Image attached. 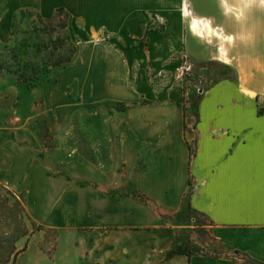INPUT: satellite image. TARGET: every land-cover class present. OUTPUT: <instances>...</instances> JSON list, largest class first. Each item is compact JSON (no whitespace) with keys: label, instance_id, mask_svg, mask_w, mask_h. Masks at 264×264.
<instances>
[{"label":"crops","instance_id":"obj_1","mask_svg":"<svg viewBox=\"0 0 264 264\" xmlns=\"http://www.w3.org/2000/svg\"><path fill=\"white\" fill-rule=\"evenodd\" d=\"M15 3L43 14L63 7L88 36V56L68 72L80 87L82 108L103 113L107 121L111 162L105 166L88 159L73 162L55 137L38 158L40 144L18 145L15 139L31 138L29 130L0 129V181L14 190L25 188L27 210L38 223L67 230L59 263L264 264V110L259 109L264 79L243 83L239 68L236 78L206 83L196 106L197 95L186 97L192 105L184 107L169 94L152 98L157 95L128 79V71L110 55L131 52L128 44L148 33L149 14L172 17L164 27L167 44L180 42L190 16L211 19L188 0ZM100 33L117 40V46L111 50L94 42ZM248 69L249 63L245 75ZM52 95L49 103L57 104L56 92ZM65 97L49 113L54 136L57 123L71 124L73 102ZM200 231L205 245L224 253L167 256L184 242L199 243Z\"/></svg>","mask_w":264,"mask_h":264},{"label":"rangeland","instance_id":"obj_2","mask_svg":"<svg viewBox=\"0 0 264 264\" xmlns=\"http://www.w3.org/2000/svg\"><path fill=\"white\" fill-rule=\"evenodd\" d=\"M15 2L0 0V129L16 131V134L29 130L31 138L15 139H18V145L30 142L37 148L40 144L42 149L36 150L35 154L38 158L42 157L45 148L54 144L55 137L65 157L73 162L88 159L96 165L105 166V163L111 162L107 121L103 113H88L82 108L80 87L72 81L74 72H68L88 56L89 52L84 48L88 36L57 8L43 14L34 8H17ZM188 2L199 15L211 19L212 24L221 30L220 36L198 37L190 32L185 20L184 37L178 44L173 40L167 44L164 27L172 17L164 20L163 16L149 14L148 33L135 44H128L131 50L128 55L116 54L112 46H117V40L112 37L105 39L103 33L93 36L92 40L104 42L107 47L110 45V55L117 61L113 60L112 64H122L128 71V79L140 81L157 95L152 98L164 99L169 94L173 99L175 96L180 98L179 102L184 107L192 105L186 97L200 95L206 83L225 77L236 78L241 63L246 66L249 63L247 74L240 75L243 83L252 79L263 80L264 8L260 0ZM224 34H231L232 39H224ZM219 48L226 50L229 64L217 58ZM77 55L75 64L73 60ZM69 56L72 59L68 63L53 65ZM259 88L264 92V86ZM255 89L252 88V91ZM55 92L57 104L49 103L47 96ZM64 93L65 99L73 102L71 124L67 125L64 120L61 124L57 123L54 136L49 113L59 108ZM262 106L259 105V109L264 110ZM122 107V103L118 104V109ZM75 167L79 170L77 163H74ZM25 201V188L14 190L0 181V234L22 228L23 221L28 230L27 235L16 242L18 248L26 247L15 264H60V258H65L61 235L67 230L52 229L38 223L28 212ZM18 207L24 208L22 219L18 218ZM198 235L199 243L188 242L187 250L212 256L224 253L225 250L219 246L205 245L201 231ZM3 240L4 237H0L1 243ZM231 256L248 261L240 252H233Z\"/></svg>","mask_w":264,"mask_h":264},{"label":"trees","instance_id":"obj_3","mask_svg":"<svg viewBox=\"0 0 264 264\" xmlns=\"http://www.w3.org/2000/svg\"><path fill=\"white\" fill-rule=\"evenodd\" d=\"M57 10L59 12H62L66 15V17L70 18V14L63 8V7H58ZM64 26H67V24H65ZM76 51V49L74 50V52ZM72 56L67 57L66 59L60 61V62H55L53 65H58L61 63H68L69 61H71ZM199 95L196 97L194 104L197 105V103L199 102ZM260 111H262L260 109ZM12 193H14V191H12ZM26 204V201H25ZM18 211L19 213V217H21L22 219V214H24V208H20L18 207ZM17 218V215H16ZM18 223L20 224L19 220ZM21 226L22 228H16L13 230H10L9 232H4V236H2L3 234H0V237L3 238L4 240L1 243L0 242V264H15L18 255L23 252L25 250L26 245H24L21 248H18L16 246V242L17 240L22 237V236H26L28 233L27 227L23 221V223L21 222ZM12 231V232H11ZM188 245V242H184L181 245H178L177 247H175L174 249H171L168 253L167 256L168 257H172L176 254H187L188 256H191L192 252L187 250L186 246ZM82 264H96V263H82Z\"/></svg>","mask_w":264,"mask_h":264},{"label":"bare ground","instance_id":"obj_4","mask_svg":"<svg viewBox=\"0 0 264 264\" xmlns=\"http://www.w3.org/2000/svg\"><path fill=\"white\" fill-rule=\"evenodd\" d=\"M260 3L264 6V0H260ZM183 14L186 17H189L191 15V12L189 9L184 6L183 7ZM189 28L193 34H195L198 37H213L215 35L220 36L219 31L216 26H214L210 20L205 19V18H195L190 16V23H189ZM224 39H232V35H225L224 34ZM218 54V59L221 60L222 62L229 64L230 63V58L227 55V52L224 48H219ZM246 65L241 63L239 66L241 70L242 76H245L246 73Z\"/></svg>","mask_w":264,"mask_h":264}]
</instances>
